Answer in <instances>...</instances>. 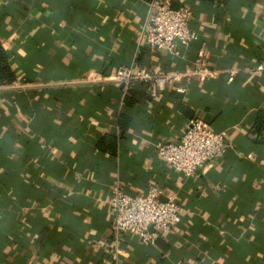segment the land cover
<instances>
[{
  "label": "crops",
  "instance_id": "0c3cea01",
  "mask_svg": "<svg viewBox=\"0 0 264 264\" xmlns=\"http://www.w3.org/2000/svg\"><path fill=\"white\" fill-rule=\"evenodd\" d=\"M151 0H0V38L17 80L0 90V264H264V143L250 138L264 109V0L218 8L172 0L199 31L179 54L141 43ZM234 77H186L153 95L135 83L127 105L114 80L137 62L187 71L199 52ZM117 151L100 138L120 134ZM227 129L233 147L193 177L158 155L191 118ZM158 185L183 208L154 243L117 233L109 196Z\"/></svg>",
  "mask_w": 264,
  "mask_h": 264
},
{
  "label": "built area",
  "instance_id": "2783aa9c",
  "mask_svg": "<svg viewBox=\"0 0 264 264\" xmlns=\"http://www.w3.org/2000/svg\"><path fill=\"white\" fill-rule=\"evenodd\" d=\"M192 11L187 5L175 6L172 0H151L150 13L145 22L141 43L151 49L167 50L179 54L180 44H189L199 37V31L191 26ZM257 69H264L260 63ZM237 67H211L204 61L201 50L190 70L161 72L137 62L118 66L114 80L125 94L135 83L147 85L153 95L168 84L176 91L187 92L182 84L186 77L212 80L223 75L234 77ZM158 155L173 169L186 177L196 175L207 161L221 159L233 147L227 129L216 130L201 116L190 119L180 140L159 141ZM109 206L114 214V229L117 233L137 235L145 243H154L182 220L183 208L173 195L164 196L161 186L155 185L145 193L126 191L116 182L109 196Z\"/></svg>",
  "mask_w": 264,
  "mask_h": 264
},
{
  "label": "trees",
  "instance_id": "16d2710c",
  "mask_svg": "<svg viewBox=\"0 0 264 264\" xmlns=\"http://www.w3.org/2000/svg\"><path fill=\"white\" fill-rule=\"evenodd\" d=\"M210 4L213 7L225 8L228 6L231 0H200ZM194 41H191L187 45H192ZM11 54L12 52L8 50L1 38H0V90L8 89L13 86L17 80L16 72L11 64ZM131 92V89H130ZM125 102L127 105H133L135 101L132 99L131 95L128 93L125 97ZM131 119L128 118L126 112L121 113L120 117V134H107L100 138L98 141L99 147L102 150H111L112 152L117 151V146L121 136L125 135V130L130 124ZM250 138L255 141V143H264V109L257 111L255 116L254 125L250 131Z\"/></svg>",
  "mask_w": 264,
  "mask_h": 264
}]
</instances>
